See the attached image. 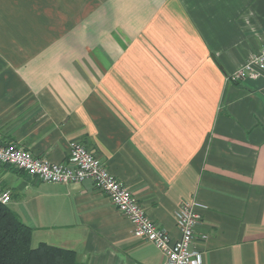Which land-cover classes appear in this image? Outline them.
Returning <instances> with one entry per match:
<instances>
[{
	"label": "crops",
	"instance_id": "crops-1",
	"mask_svg": "<svg viewBox=\"0 0 264 264\" xmlns=\"http://www.w3.org/2000/svg\"><path fill=\"white\" fill-rule=\"evenodd\" d=\"M262 48L264 0H0V145L61 164L80 142L173 241L195 202L204 264H264V72L228 80ZM0 183L34 248L165 264L92 181Z\"/></svg>",
	"mask_w": 264,
	"mask_h": 264
},
{
	"label": "built area",
	"instance_id": "built-area-1",
	"mask_svg": "<svg viewBox=\"0 0 264 264\" xmlns=\"http://www.w3.org/2000/svg\"><path fill=\"white\" fill-rule=\"evenodd\" d=\"M263 72L264 48L228 76V80L232 83H240L246 79L257 80ZM70 149L68 161L55 164L15 144L0 145V165L10 166L41 182L75 184L92 181L132 223L133 234L153 243L163 252L165 264H204L203 253L193 247L196 228L201 220V216L195 211V202L181 204L176 216L181 235L177 241H173L170 235L148 216L133 192L115 178L82 143L72 141ZM11 200L10 191L4 190L0 183V203L9 205ZM202 239L205 240L206 237L203 236Z\"/></svg>",
	"mask_w": 264,
	"mask_h": 264
},
{
	"label": "trees",
	"instance_id": "trees-1",
	"mask_svg": "<svg viewBox=\"0 0 264 264\" xmlns=\"http://www.w3.org/2000/svg\"><path fill=\"white\" fill-rule=\"evenodd\" d=\"M33 230L8 205L0 203V264H78L77 254L41 244L32 246Z\"/></svg>",
	"mask_w": 264,
	"mask_h": 264
},
{
	"label": "rangeland",
	"instance_id": "rangeland-1",
	"mask_svg": "<svg viewBox=\"0 0 264 264\" xmlns=\"http://www.w3.org/2000/svg\"><path fill=\"white\" fill-rule=\"evenodd\" d=\"M22 172V171H21Z\"/></svg>",
	"mask_w": 264,
	"mask_h": 264
}]
</instances>
